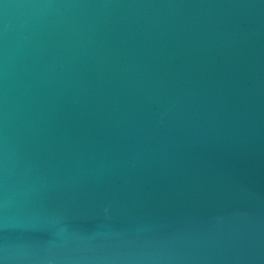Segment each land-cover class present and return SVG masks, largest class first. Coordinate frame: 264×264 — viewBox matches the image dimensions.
<instances>
[{
	"label": "water",
	"instance_id": "water-1",
	"mask_svg": "<svg viewBox=\"0 0 264 264\" xmlns=\"http://www.w3.org/2000/svg\"><path fill=\"white\" fill-rule=\"evenodd\" d=\"M0 264H264V0H0Z\"/></svg>",
	"mask_w": 264,
	"mask_h": 264
}]
</instances>
